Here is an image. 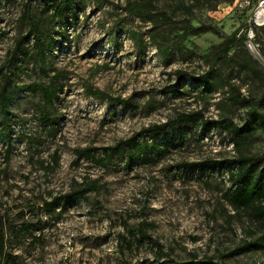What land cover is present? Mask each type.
Returning a JSON list of instances; mask_svg holds the SVG:
<instances>
[{"label": "rangeland", "instance_id": "1", "mask_svg": "<svg viewBox=\"0 0 264 264\" xmlns=\"http://www.w3.org/2000/svg\"><path fill=\"white\" fill-rule=\"evenodd\" d=\"M62 1L0 0V92H17L0 143V220L43 223L14 251L24 264H264L252 246L264 229L232 208L229 175L211 163L264 156V123L238 151L230 134L186 118L241 128L264 100L262 0H158L174 52L151 43L152 23L133 11L141 0H74L56 14ZM48 86L57 97L45 120ZM132 139L150 147L130 163ZM84 150L114 155L104 168ZM82 180L97 190L45 207Z\"/></svg>", "mask_w": 264, "mask_h": 264}, {"label": "trees", "instance_id": "2", "mask_svg": "<svg viewBox=\"0 0 264 264\" xmlns=\"http://www.w3.org/2000/svg\"><path fill=\"white\" fill-rule=\"evenodd\" d=\"M158 0H141V4L134 6L135 16L146 19L152 23V32L149 35V39L152 44L156 46L159 52H174L181 51L177 45H172L168 38V28L174 30V27L170 25L169 15L166 11L161 14H154L155 3ZM74 0H63L60 4L56 5V14H61L64 8L73 6ZM255 29L257 27L253 25ZM195 28H191L194 31ZM38 30V29H37ZM39 31V30H38ZM43 47L40 48L38 56L45 66V51ZM233 48V43L230 41L226 43L225 52H229ZM180 78L186 76L184 72H178ZM210 76H202L195 78L198 82L209 83ZM40 90L43 94L44 110L42 114L45 120L50 119V111L47 106L53 105L54 99L57 97V89L54 86L41 87ZM17 92L10 93L7 89H3L0 92V143L11 141V127L12 117L10 116L11 103L16 97ZM90 95L96 99H100L104 94L100 91L90 90ZM264 105V100L259 102L257 106ZM258 107H253L250 111V120L246 122L243 127L235 125L232 121L227 120H206L200 113L192 114L189 117L193 121L201 122L206 128H219L222 131L231 135L232 143L236 147V150H241L245 142L250 136L264 123V114L259 111ZM261 109V107H260ZM151 134L155 133V129H149ZM132 146L133 152L129 153V162H133L137 159L138 154L145 153L149 149L150 145L146 142H137L132 139L129 142ZM119 151L125 150V147H119ZM115 150V149H113ZM84 153L88 155L92 162L101 166L108 167L113 159V153L104 154V156L98 157L90 154L89 150H84ZM10 153H8V157ZM151 157V156H150ZM153 157V156H152ZM154 158V157H153ZM59 156H56L55 163H59ZM147 159V158H145ZM213 167L217 171L225 170L229 175L231 188L229 190L228 200L232 208L236 211H244L251 214L254 221L259 223L264 229V156L248 157L241 152L232 160L225 162H211ZM78 188H72L69 192L61 194L53 198L51 202H44L46 208H53L57 203L77 202L85 200L87 195L91 191H96L97 187L89 184L86 180H82L81 183L75 181ZM29 222L23 221L22 224H5L0 220V264H24L23 256L16 253L12 243H26L29 245L35 244L39 238L34 234L36 230H42L43 223L39 221L36 226H31ZM262 243H255L252 246L255 249L264 247V234L259 240ZM19 247V246H18ZM187 264H215L211 260H198L194 257L192 261Z\"/></svg>", "mask_w": 264, "mask_h": 264}, {"label": "built area", "instance_id": "3", "mask_svg": "<svg viewBox=\"0 0 264 264\" xmlns=\"http://www.w3.org/2000/svg\"><path fill=\"white\" fill-rule=\"evenodd\" d=\"M262 9L264 10V0H262L260 2V6H259V9L258 11L256 12V15H255V23L258 25V26H264V12L262 14L259 15V10ZM260 20V22H259Z\"/></svg>", "mask_w": 264, "mask_h": 264}, {"label": "bare ground", "instance_id": "4", "mask_svg": "<svg viewBox=\"0 0 264 264\" xmlns=\"http://www.w3.org/2000/svg\"><path fill=\"white\" fill-rule=\"evenodd\" d=\"M263 12H264V10L260 9L259 10V15L262 14ZM259 22H260V20H259Z\"/></svg>", "mask_w": 264, "mask_h": 264}]
</instances>
